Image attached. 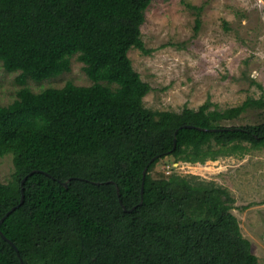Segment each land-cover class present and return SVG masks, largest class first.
Masks as SVG:
<instances>
[{
    "label": "trees",
    "instance_id": "1",
    "mask_svg": "<svg viewBox=\"0 0 264 264\" xmlns=\"http://www.w3.org/2000/svg\"><path fill=\"white\" fill-rule=\"evenodd\" d=\"M151 2L0 0V62L21 85L0 105V157L11 154L14 166L0 182V220L23 189L0 225L17 252L0 236V264H258L228 190L152 171L166 156L204 164L264 148V117L225 124L264 112V97L223 110L210 100L180 112L145 108L151 88L128 51L149 53L141 26ZM74 55L90 86H26L69 72Z\"/></svg>",
    "mask_w": 264,
    "mask_h": 264
},
{
    "label": "rangeland",
    "instance_id": "2",
    "mask_svg": "<svg viewBox=\"0 0 264 264\" xmlns=\"http://www.w3.org/2000/svg\"><path fill=\"white\" fill-rule=\"evenodd\" d=\"M200 26L195 31L196 19ZM141 38L148 54L130 49L133 69L150 86L144 107L153 111L197 109L210 100L219 110L264 97V0H152L145 10ZM20 72H8L0 62V105L14 101ZM92 84L78 55L70 57V71L41 81L26 80L33 92ZM264 112L249 109L229 126L259 124ZM14 171L12 155L0 157V182ZM177 174L213 183L235 200L231 212L242 235L251 243L258 264H264V148L248 149L208 160L204 164L160 159L153 177Z\"/></svg>",
    "mask_w": 264,
    "mask_h": 264
},
{
    "label": "water",
    "instance_id": "3",
    "mask_svg": "<svg viewBox=\"0 0 264 264\" xmlns=\"http://www.w3.org/2000/svg\"><path fill=\"white\" fill-rule=\"evenodd\" d=\"M186 127H191V126H186ZM197 129H199V130H203V131H215V130H213V129H202V128H197ZM174 147H175V140H174ZM173 147V148H174ZM38 172H40V171H36V170H33V171H31L27 176H25L23 179H22V181H21V187L23 186V183H24V181L27 179V177L28 176H31L32 174H34V173H38ZM44 174H46V173H44ZM145 174H146V169H144L143 170V179H144V176H145ZM47 175V174H46ZM70 180V179H69ZM68 180V181H69ZM67 181V182H68ZM67 182H64L63 183V185L66 187L67 186ZM142 193V192H141ZM117 195H118V197H119V193H118V188H117ZM120 202V204H121V201H119ZM23 203V189H21V199H20V202H19V204L17 205V206H15V207H12L8 212H6V214L4 215V217L0 220V225H1V223L4 221V219L6 218V217H8V215L9 214H11L17 207H19L21 204ZM134 208V207H133ZM133 208H131L130 210H128L129 212L130 211H132L133 210ZM124 210L125 211H127V209H125L124 208ZM0 236L5 240V241H7L9 244H11L13 247H14V249L16 250V248H15V246L12 244V242H10L3 234H2V232L0 231ZM16 252H17V250H16ZM23 264V263H22Z\"/></svg>",
    "mask_w": 264,
    "mask_h": 264
}]
</instances>
